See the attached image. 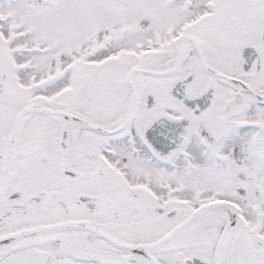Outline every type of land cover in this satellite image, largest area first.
<instances>
[{"label": "flooded vegetation", "instance_id": "obj_1", "mask_svg": "<svg viewBox=\"0 0 264 264\" xmlns=\"http://www.w3.org/2000/svg\"><path fill=\"white\" fill-rule=\"evenodd\" d=\"M138 4L147 9L143 0ZM156 9L142 13L136 24L138 31L155 26ZM166 9L174 18L171 32L187 20V25L179 28L182 33L172 39L175 63L179 44L183 53L178 70L166 78L171 81L164 82L156 64L162 57L172 56L166 49L137 56L126 52L123 60L114 57L107 65L101 62L94 72L85 65L86 58H92L88 55L80 69L70 73V85L62 89L61 97L35 99L31 91L26 100L19 97L7 51L1 57L0 75L8 80L0 95V239L45 228L78 226L141 248L148 241L164 239L210 199L199 197L205 191L200 189L191 203L184 197L183 183L164 180L163 174L169 170L170 178L176 180L178 162L154 147L148 132L163 118L174 123L188 120L184 130L191 145L196 140L203 152L215 156L220 139L232 137L242 126L238 120L250 115L259 104L257 97L264 94V0L211 1L206 6L177 0ZM123 24L121 34L125 36L134 26L126 20ZM185 38L190 43L184 47ZM247 49L253 50L251 62L244 56ZM185 80H190L186 88L190 101L212 95L208 108L201 110L199 104L188 108L176 100L173 91ZM175 105L186 113H165H173ZM27 110L40 111L25 113ZM254 120L251 117L250 122ZM216 121L221 123L218 128ZM255 122L257 145L264 134V122ZM174 152L181 153V148ZM202 164L198 163V169L204 174ZM250 178L254 183L255 177ZM237 194L240 196L238 190ZM207 216L202 213L162 241L153 252L157 263L241 264L244 237L251 252L256 245L260 248L256 254L263 257H255V261H264V244L255 239V231H242L240 223L235 224L227 247L228 233L219 247L222 227L212 232ZM59 234L18 238L0 249V264H104L98 257L102 254L96 245L99 243L80 253L71 246L62 247ZM94 238L109 245L111 252L130 255V251ZM48 257L56 261L51 263ZM123 258L113 264H131L132 258Z\"/></svg>", "mask_w": 264, "mask_h": 264}, {"label": "rangeland", "instance_id": "obj_2", "mask_svg": "<svg viewBox=\"0 0 264 264\" xmlns=\"http://www.w3.org/2000/svg\"><path fill=\"white\" fill-rule=\"evenodd\" d=\"M138 1L140 0H0V59L1 57L3 59L5 52L9 51L19 97L27 100L31 91L34 92L31 98L35 99L51 100L61 97L62 89L70 85V73L80 69L81 61L88 55H92V58L87 57L88 62L85 65L91 66V71L94 72L95 66L98 67L102 59L110 55L119 58L120 61L123 60L122 57L126 52L137 56L140 53L138 48L143 47V52L149 51L151 45L154 50L166 49L170 52L169 55H172L167 58L162 57L161 62L156 61L160 67L154 65L160 68L159 71H164L171 64L175 65L172 39L182 33L180 27L187 25L185 23L187 20H183L178 24L176 32L169 30L173 27L174 18L170 15L171 10L166 8L176 0H143L146 3L144 8L147 9H142ZM211 1L231 0H179L180 3L188 5L204 3L205 6ZM153 8H157L158 13L155 26L147 31H138L136 24L139 17L144 11ZM124 18L134 28L122 36ZM124 38L129 41H125ZM27 50L32 52L27 53ZM179 52L181 57L183 52ZM216 67L220 70L218 66ZM172 76L165 77L163 81H171L166 78ZM241 90L244 94L245 88L241 87ZM22 103L26 104L27 101ZM217 105L219 106V102ZM238 105L241 104L238 102ZM174 108L176 110L173 113L172 111L165 113L170 115L186 113L179 105H175ZM251 117L256 120L250 122ZM258 120L264 122V114L260 107L238 120L242 126L233 132L230 143L220 148L215 156L203 152L194 140V145L192 144L187 152H182L177 161L176 180L170 178V170L166 175L163 174V177L164 180L174 184L183 183L186 188L184 197L191 203L200 189L205 191L204 195L201 193L199 197L210 198L208 201L215 195L222 196L224 200L232 198L230 201L236 202L242 208L243 216L252 220L255 239L264 241V195L259 198L251 194L254 187L264 189V134L261 136L260 144L257 142L256 145L258 128L255 121ZM214 124L217 128L221 125L218 121ZM255 145L257 148L254 147ZM198 163H204L202 164L205 169L204 174L198 169ZM239 169L246 170L256 179L254 183L247 184L250 193L244 198H240L237 194L239 181L236 174ZM208 218L212 232L217 227H222L215 217L208 215L206 219ZM240 226L242 231L249 229L245 222ZM232 232L229 231L230 234L227 235L224 243L226 247L233 238ZM147 235L148 238L151 236V234ZM44 236L46 235H41ZM108 236L111 237L110 234ZM95 243H99L96 245H99L102 254L98 257L104 264H113L114 260L124 259L123 257L132 258L131 264H149L147 260L136 255L123 256L122 251L111 252L109 245L97 242L91 234H62V247L71 246L72 251L76 250L80 253L86 249L91 251ZM224 245L220 252L224 249ZM255 248V252H251L246 238L242 239L241 264H264L263 260L255 261V257H263L256 254V250L260 248L257 245ZM50 251L53 252V249ZM64 255L62 252V257ZM48 260L51 263L56 261L53 257H48Z\"/></svg>", "mask_w": 264, "mask_h": 264}, {"label": "water", "instance_id": "obj_3", "mask_svg": "<svg viewBox=\"0 0 264 264\" xmlns=\"http://www.w3.org/2000/svg\"><path fill=\"white\" fill-rule=\"evenodd\" d=\"M142 26H145V23L142 24ZM245 58L251 62L254 58L253 50L247 49L244 53ZM7 76H0V95L4 91V81H7ZM190 80L180 82L173 91V96L178 100V102L184 104L188 108H193L196 104H199L201 107V110H205L210 106L212 103V95H208L204 98H202L199 101L192 102L188 99L186 95V88L189 85ZM152 96L149 98L151 99ZM151 101V100H150ZM188 125V120H183L182 122L174 123L170 121L167 118H163L159 122L155 123L154 126L149 130L148 132V138L152 142L153 146L160 149L164 155H172L174 151H176L181 146L185 145L187 142V134L185 133L184 127ZM237 178L239 181H241L243 184L241 185V188L244 189V183L249 181L248 179V173L245 171H240L237 175ZM245 192L242 193L243 196L246 195V189ZM221 204V203H218ZM221 205H224L225 207L231 208L233 207L232 204L229 203H223ZM209 206H212V204L207 205L205 208H208ZM203 209V208H202ZM199 210L194 213L192 218L187 220L185 223L181 224L174 230H172L163 240L170 239L172 236L180 232L193 218L196 217V215L202 211ZM230 229V224H228L222 234L221 241L227 234V232ZM87 230L94 234L95 236L116 245V247L122 249V250H128L131 248V245L118 243L110 240L108 237L103 235L102 233L98 232L96 229L87 227ZM13 236V235H12ZM220 241V243H221ZM160 245V241L155 242L153 245L143 247L145 252L153 251Z\"/></svg>", "mask_w": 264, "mask_h": 264}, {"label": "bare ground", "instance_id": "obj_4", "mask_svg": "<svg viewBox=\"0 0 264 264\" xmlns=\"http://www.w3.org/2000/svg\"><path fill=\"white\" fill-rule=\"evenodd\" d=\"M206 67L209 71H213L212 69H210L209 66H206ZM171 71H174V69H172ZM131 81H134V77L131 78ZM261 110H262V113L264 114V107H262ZM214 201L216 203L217 202L220 203V201H222V197L216 195L214 197ZM236 214L237 212H235V210L225 207L224 205H221V204H214L212 208L207 210V215L215 217L221 223L222 227L229 223H233L234 221H236ZM245 222L248 228H252L253 226L252 220L245 219ZM63 232H68V233H73V234H84L83 228L78 227V226L53 228V229H50L46 233L53 234V233H63ZM16 241H17V238H10L5 241H2L0 242V249L4 248L5 246L9 244H13ZM131 253L133 255L144 257L146 259H149L148 257H150V253H143L141 249H138V248L133 249Z\"/></svg>", "mask_w": 264, "mask_h": 264}]
</instances>
